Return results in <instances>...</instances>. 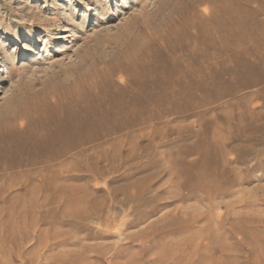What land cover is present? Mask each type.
<instances>
[{"label":"rangeland","instance_id":"obj_1","mask_svg":"<svg viewBox=\"0 0 264 264\" xmlns=\"http://www.w3.org/2000/svg\"><path fill=\"white\" fill-rule=\"evenodd\" d=\"M0 41V105L179 65L129 132L0 168V264H264V0H0Z\"/></svg>","mask_w":264,"mask_h":264},{"label":"bare ground","instance_id":"obj_2","mask_svg":"<svg viewBox=\"0 0 264 264\" xmlns=\"http://www.w3.org/2000/svg\"><path fill=\"white\" fill-rule=\"evenodd\" d=\"M197 36H193V42L199 40ZM184 38L190 40L191 36L183 30L170 41L167 53L176 54L188 49L187 43L183 41ZM206 47L210 48V45ZM161 60L150 71L145 66L140 68L141 70L133 77V88L127 91L113 90L109 77L106 75L101 76L103 87H100L98 96H92L84 90L80 91L76 97L74 95L63 101L60 98L57 105L48 103L40 94L33 92L30 89L33 82L25 84L26 89L15 90L0 105V168L50 163L72 152H78L105 137L116 133H127L135 124L144 123L149 100H162L164 97L161 91L162 86L171 81L179 67L178 64L175 65V62L164 65ZM4 61L12 62L13 56L6 53ZM11 65L12 70L16 71L15 65L13 63ZM2 66L3 64L0 63V68ZM94 67V65L89 67V75L95 71ZM86 73L82 72L83 80L88 78ZM151 73L155 74L152 79H150ZM163 74L166 76L164 79ZM186 75L189 76V73ZM11 78L8 79L11 80ZM197 87H204L203 83L198 82ZM17 118L28 121L25 131L9 130V124Z\"/></svg>","mask_w":264,"mask_h":264}]
</instances>
